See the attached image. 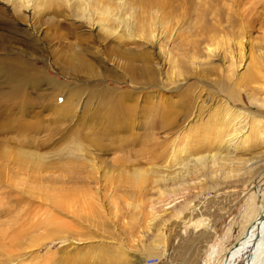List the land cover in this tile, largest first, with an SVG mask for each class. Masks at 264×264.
Listing matches in <instances>:
<instances>
[{
    "label": "rangeland",
    "instance_id": "374dc122",
    "mask_svg": "<svg viewBox=\"0 0 264 264\" xmlns=\"http://www.w3.org/2000/svg\"><path fill=\"white\" fill-rule=\"evenodd\" d=\"M263 8L0 0V264H218L264 183V69L239 83L264 66ZM226 102L246 128L224 150Z\"/></svg>",
    "mask_w": 264,
    "mask_h": 264
},
{
    "label": "bare ground",
    "instance_id": "6f19581e",
    "mask_svg": "<svg viewBox=\"0 0 264 264\" xmlns=\"http://www.w3.org/2000/svg\"><path fill=\"white\" fill-rule=\"evenodd\" d=\"M216 23L218 24V22H216ZM217 26H219V25H217ZM211 27H210L211 28L210 33L212 31V34L214 33L215 35L210 36L207 40L211 43L210 46H213L214 45V46H216V49H214V48L211 49V50L207 49V51H208V53L210 55H215L214 53L216 52V50L218 51V50H220L222 48V47L220 49L217 48V46L220 45L221 39H220V41H216V39L218 38V36L216 37V33H217V31L220 30V27L219 28L218 27H215V25H213ZM222 29L224 30V29H226V27L225 28H222ZM223 30H221V31H223ZM223 32H225V30ZM223 42H221V43L224 44ZM223 46H225V48H224V51L222 50L223 52H222V57L221 58H223V59H230L231 64H233V65H235L237 63V60H239V61L242 60L243 54L241 52V47L242 46H241V43L240 42H238V43L235 44V46H236L235 50H237V53L235 52L237 54L236 56L234 55L235 54L234 51L231 49V45L229 46V43L227 41H225V45H223ZM251 59L252 60L250 62V65L246 68V74L243 77H240V80H239V83H244L247 86H249V84H251L253 82H256L259 78H262L260 72L264 69L263 63L259 60L260 58L258 59V58H255V57H251ZM234 60H235V62H234ZM235 66L237 67V65H235ZM231 77L232 76H229V75H227L225 77V81H227L228 84H230L232 82V78ZM224 87H226L225 84H224ZM226 89H227V87H226ZM228 100H230V97H229ZM227 104H228L227 102L225 104L223 103V105H222L223 106L222 107L223 109L222 110L226 111V115H228V117L229 116L232 117L231 120L233 119L232 122L233 121L234 122L231 123L232 126L230 125L231 126L230 127L231 130L229 129L230 132L227 133L226 135H223V137L220 138V140L217 143L218 144V147H220L221 149H224V150L225 149H228L230 146H232L233 144H235L238 141V139L240 138V135L245 132L244 130L246 128L245 125H244V123H245L246 120H244V123L242 121H240V118L242 117L240 115V113L238 111H232V110L229 111L230 108L228 109V106H226ZM184 108H186V107H184ZM187 109L189 110V107H187ZM166 110H164V116L162 118V122L165 123L164 124V127L170 128L171 126H173V123H172V121H170V117H169L168 112ZM188 110H187V112H188ZM185 114L187 115L186 112H185ZM183 115H184V113H183ZM225 123H223V124H225ZM228 123H230V122H228ZM219 137H221L220 134H219ZM164 157H165V153L164 152H159L158 154H156V155L153 156V159H162V158L164 159ZM72 165H74V164H71L69 166H72ZM92 165L94 166V164H92ZM92 165H91V167H93ZM96 165L97 164H95V166ZM119 165H121V164H119ZM119 165H118V167H119ZM169 165H171V164H169ZM181 165L182 166H185L186 164H180L179 166H181ZM244 165H247V164H244ZM104 166H106L107 168H110L111 166H114V165L113 164L112 165L104 164ZM179 166H177V167H179ZM74 167L75 166H73V168ZM246 167L247 166H245V168ZM70 168H72V167H70ZM112 168H114V167H112ZM112 168H110V169H112ZM244 174L245 175L247 174V176L249 177L247 179H250L251 177L254 176L255 170L252 173H249L248 171H246ZM235 176H239V174L238 175H233L232 177L235 178ZM85 184H87V183H85ZM252 190H253V195L259 197V205L257 207V210L255 211V213H254V215H253L250 223L246 226V228H245L244 232L242 233V235L235 242V244L232 247L231 251L229 253L227 252L221 258V260L218 262V264H237V263L243 261V256L244 255H245V257L247 256V258H248L247 264H264V183H262V185L253 186ZM173 191H175V190H173ZM180 193L181 192H174L173 193V196H176L177 194H180ZM171 200L172 201H175V198L174 199H170V201H169L170 203L172 202ZM170 203H168V204H170ZM153 216L156 217L155 213H154ZM155 217H153V218H155Z\"/></svg>",
    "mask_w": 264,
    "mask_h": 264
}]
</instances>
